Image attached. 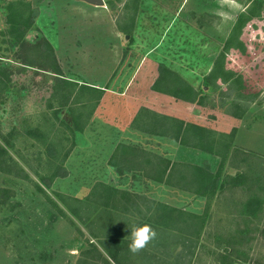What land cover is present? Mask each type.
<instances>
[{
    "label": "rangeland",
    "instance_id": "374dc122",
    "mask_svg": "<svg viewBox=\"0 0 264 264\" xmlns=\"http://www.w3.org/2000/svg\"><path fill=\"white\" fill-rule=\"evenodd\" d=\"M103 1L0 0L1 63L20 67V34L46 39L71 84L61 107L48 100L52 74L10 76L0 134L31 180L0 172V264H75L86 241L111 249L112 235L118 264H264V0ZM141 111L165 117L167 133L141 131L151 123ZM183 135L196 148L182 146ZM119 145L209 177L183 190L151 181L141 165L119 175ZM122 192L147 199L141 216L124 214ZM72 199L93 208L91 223L70 214ZM181 214L197 223L187 238ZM142 219L155 236L133 252Z\"/></svg>",
    "mask_w": 264,
    "mask_h": 264
},
{
    "label": "trees",
    "instance_id": "16d2710c",
    "mask_svg": "<svg viewBox=\"0 0 264 264\" xmlns=\"http://www.w3.org/2000/svg\"><path fill=\"white\" fill-rule=\"evenodd\" d=\"M14 44L17 46V51L15 53V59L17 61H14L17 63L20 67L15 68L10 67L9 65H3L1 63L0 59V106L4 104L6 101V91L8 89V86L10 84V76L13 74H18L20 71L26 69V70H33V74L37 75V73H50L52 74L55 80V84L51 86V92L49 101L56 100L59 102V105L65 106L67 100L69 99L68 95V87L71 86L70 82L66 81L62 78L60 67L57 63L53 48H51L48 41L45 39H39L35 43H29L24 41L22 38V35L18 36ZM13 45V44H11ZM42 48V51H44V54L39 53L40 49ZM41 51V52H42ZM36 54H38L39 58L41 59L39 63L34 64V59L36 57ZM1 58V57H0ZM32 82L37 85H43L42 83H39L35 80L33 77ZM89 88V87H88ZM98 90V89H97ZM64 94V95H63ZM66 94V96H65ZM138 116L143 117H151V123L150 127L147 129H141V131L153 134L155 133V127H156V135L157 134H166V123L168 120L165 117H159L157 115L151 114L147 111H141ZM235 117H239L240 115H233ZM155 123V124H154ZM172 123V124H171ZM169 124L170 130H174L177 132L180 129V123L176 120H172ZM151 125L153 127H151ZM162 128V130H159V128ZM195 130H198L196 127H193ZM168 129V128H167ZM191 131V127H189ZM193 129V130H194ZM169 130V131H170ZM192 132V131H191ZM174 139L177 140V133H175ZM181 145L188 148H196V145L190 144L189 141H187L186 135H183L181 137ZM189 139V138H188ZM13 143L4 135L0 134V172L3 173H10L13 174L12 176L25 180L27 182H30V178L28 175L23 171V169L11 158V156L8 153V150L13 149ZM120 148L123 149L122 153L115 152V162H113L112 166L115 167V170L117 174L121 175L123 171H130V170H136L139 168L138 165H141L140 170H143L145 172V176L150 179L153 182H164L168 186L171 187H179V189H184V186L187 185L190 187L196 185L198 188L197 190H200L202 186H204V179L202 178V175H205L207 177L208 174L204 172L202 174L201 169L191 166L188 164H183L181 162H173L170 163L168 160L164 158H160L155 155H151L149 152L145 151L144 149L134 146V145H119ZM12 164V165H11ZM137 167H135V166ZM14 170V172H12ZM35 174H37L35 172ZM121 197H124V200L126 201L125 204L122 205L123 212L126 215L128 213L127 209L129 207L134 208V210L137 212L136 215L141 216V212L137 211L140 209V206L138 204L139 201L147 202V199L145 197H142V195H134L131 196L130 194H127L125 192L120 193ZM63 202H66V200H71L70 198H65L63 196H59ZM211 198L212 196L209 195ZM73 200V207H68V211L70 214H72L75 218L80 220L79 222L86 224L91 218H93V215L95 212L92 211V213L87 212L89 209H91V206H86L85 211L83 210L84 201L79 199H72ZM72 202V201H71ZM64 204V203H63ZM66 204V203H65ZM164 208V206H162ZM93 209V208H92ZM164 210L167 212L166 214L168 216L172 215L174 212L177 211L171 210L168 208H164ZM96 211V210H94ZM93 214V215H92ZM83 216V217H82ZM95 216V215H94ZM133 216V215H132ZM184 214H181V233L184 235V238L190 237L193 234H195V230L197 229V223L195 220H190V217L188 219H183ZM90 218V219H89ZM95 218V217H94ZM132 218V217H131ZM172 218V217H171ZM193 218V217H191ZM170 217H164L163 221H170ZM172 221V220H171ZM187 221H190V223H187ZM184 222V223H183ZM142 225H148V221L143 220L140 224L134 225V227H139ZM91 225H89L90 228ZM167 226V225H166ZM149 227H152V225H149ZM171 227V226H168ZM175 229V226H172ZM121 237H123L122 234L126 233H120ZM91 238L95 239L97 238L95 234L91 233ZM120 237V238H121ZM109 243L111 244V249H108L104 245H102L103 250L100 249L97 245L90 241H86L85 248L81 250L78 254V258L75 264H118L117 255L120 250V241L116 240V236H108L107 237ZM123 239V238H122ZM121 239V240H122ZM190 241V240H187ZM191 243V242H190ZM110 248V247H109ZM137 255L141 256L142 258H149L148 254L144 252L143 250H139L137 252ZM120 264V263H119Z\"/></svg>",
    "mask_w": 264,
    "mask_h": 264
},
{
    "label": "clouds",
    "instance_id": "9594fccd",
    "mask_svg": "<svg viewBox=\"0 0 264 264\" xmlns=\"http://www.w3.org/2000/svg\"><path fill=\"white\" fill-rule=\"evenodd\" d=\"M155 236V232L150 229L149 226L143 225L139 227H133L130 233V251H137L142 248L146 242Z\"/></svg>",
    "mask_w": 264,
    "mask_h": 264
},
{
    "label": "water",
    "instance_id": "95a60500",
    "mask_svg": "<svg viewBox=\"0 0 264 264\" xmlns=\"http://www.w3.org/2000/svg\"><path fill=\"white\" fill-rule=\"evenodd\" d=\"M84 3L95 6V7H103L104 1L103 0H82Z\"/></svg>",
    "mask_w": 264,
    "mask_h": 264
},
{
    "label": "crops",
    "instance_id": "0c3cea01",
    "mask_svg": "<svg viewBox=\"0 0 264 264\" xmlns=\"http://www.w3.org/2000/svg\"><path fill=\"white\" fill-rule=\"evenodd\" d=\"M101 8H103V7H101ZM54 50V49H53Z\"/></svg>",
    "mask_w": 264,
    "mask_h": 264
}]
</instances>
